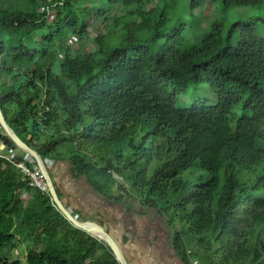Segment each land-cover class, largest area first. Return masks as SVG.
<instances>
[{
  "label": "trees",
  "instance_id": "trees-1",
  "mask_svg": "<svg viewBox=\"0 0 264 264\" xmlns=\"http://www.w3.org/2000/svg\"><path fill=\"white\" fill-rule=\"evenodd\" d=\"M4 1L0 106L17 135L44 161L70 160L99 194L136 197L165 216L184 264H264V39L255 24L225 30L215 20L186 44V23L167 27L174 4L164 0L150 9L146 0ZM207 1L183 0L179 17L195 18ZM119 3L125 13L113 17ZM96 20L97 49L87 53L77 40ZM191 82L210 83L218 102L178 107ZM28 155L0 151V264H21L19 247L25 264H121L23 175Z\"/></svg>",
  "mask_w": 264,
  "mask_h": 264
},
{
  "label": "crops",
  "instance_id": "crops-1",
  "mask_svg": "<svg viewBox=\"0 0 264 264\" xmlns=\"http://www.w3.org/2000/svg\"><path fill=\"white\" fill-rule=\"evenodd\" d=\"M0 151L7 157L23 152L18 147ZM45 163L67 209L80 215L81 220L101 224L128 264H184L173 244L174 229L157 210L143 207L136 197L115 200L99 194L86 175L73 174L68 159H48Z\"/></svg>",
  "mask_w": 264,
  "mask_h": 264
},
{
  "label": "rangeland",
  "instance_id": "rangeland-1",
  "mask_svg": "<svg viewBox=\"0 0 264 264\" xmlns=\"http://www.w3.org/2000/svg\"><path fill=\"white\" fill-rule=\"evenodd\" d=\"M161 0H146V9H150L157 5ZM183 0H164V3L171 2L174 4L169 10V20L167 27L174 28L183 20L186 23L183 36L186 39V44L197 42L209 29L213 21L219 20L226 28L235 20H240L244 24L254 23L256 34L264 39V0L260 5H231L229 8L224 7L220 1L209 0L205 4L198 6L195 11V18H191V13L183 15L181 18V5ZM189 3L191 0H187ZM125 13V8L119 3L113 10V17ZM101 20H96L90 23L89 32L82 40H77L85 46V51L88 53L97 49L95 35L101 29ZM218 102V96L211 88L208 82H191L187 89L180 92L176 96V105L180 108H186L192 105L207 104L215 105ZM240 105L234 108L237 115L242 114ZM264 146V143L261 144ZM20 254H19V253ZM24 250L22 247L18 251H13L21 259V264H25L22 258Z\"/></svg>",
  "mask_w": 264,
  "mask_h": 264
},
{
  "label": "water",
  "instance_id": "water-1",
  "mask_svg": "<svg viewBox=\"0 0 264 264\" xmlns=\"http://www.w3.org/2000/svg\"><path fill=\"white\" fill-rule=\"evenodd\" d=\"M0 125L2 127V131H0V150H3L5 148L15 149L18 147L22 149L24 152L28 153L30 156H32L40 167L41 173L43 174L47 182L48 190L52 196V199L57 209L61 211L75 226L88 231L89 233L98 237L101 240L106 241L110 246V248L112 249V251L114 252L116 258L119 260V262L121 264H128L117 242L104 229V227L101 224L97 222L77 219L73 215V213L67 209V207L63 204V202L61 201L58 195L51 174L49 173L46 163L42 158L41 154L36 149L28 145L27 142L22 140L17 135V133L11 128V126L8 124L5 118L1 106H0Z\"/></svg>",
  "mask_w": 264,
  "mask_h": 264
},
{
  "label": "built area",
  "instance_id": "built-area-1",
  "mask_svg": "<svg viewBox=\"0 0 264 264\" xmlns=\"http://www.w3.org/2000/svg\"><path fill=\"white\" fill-rule=\"evenodd\" d=\"M4 6L12 7L13 6V0H5L3 3ZM70 46H77V43L75 39L69 40ZM2 129L0 125V130ZM31 156L24 157V159L18 163V167L20 168L23 175L29 179L32 182V185L34 187L40 188L42 190H48L47 182L44 178V176L40 173L34 170L27 162L31 161ZM192 264H200L199 260L193 259Z\"/></svg>",
  "mask_w": 264,
  "mask_h": 264
},
{
  "label": "bare ground",
  "instance_id": "bare-ground-1",
  "mask_svg": "<svg viewBox=\"0 0 264 264\" xmlns=\"http://www.w3.org/2000/svg\"><path fill=\"white\" fill-rule=\"evenodd\" d=\"M42 174V173H41ZM43 175V174H42Z\"/></svg>",
  "mask_w": 264,
  "mask_h": 264
}]
</instances>
